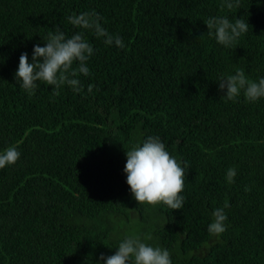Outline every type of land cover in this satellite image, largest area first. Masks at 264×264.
I'll return each instance as SVG.
<instances>
[{
	"label": "trees",
	"instance_id": "obj_1",
	"mask_svg": "<svg viewBox=\"0 0 264 264\" xmlns=\"http://www.w3.org/2000/svg\"><path fill=\"white\" fill-rule=\"evenodd\" d=\"M0 0V264H96L124 237L119 220L141 218L126 183V150L147 136L186 162L183 209L158 204L153 231L172 264H264V99L228 101L221 75L264 76V0ZM97 12L126 47L108 46L69 15ZM249 23L231 47L208 35L210 17ZM59 27L93 45L83 90L29 96L19 57ZM89 86L92 91L89 92ZM234 168V182L226 180ZM225 203L229 206L224 208ZM224 208L227 230L210 236Z\"/></svg>",
	"mask_w": 264,
	"mask_h": 264
},
{
	"label": "clouds",
	"instance_id": "obj_2",
	"mask_svg": "<svg viewBox=\"0 0 264 264\" xmlns=\"http://www.w3.org/2000/svg\"><path fill=\"white\" fill-rule=\"evenodd\" d=\"M238 0H223V5L232 9ZM68 23L77 29L90 30L96 38H103L106 45L125 48L120 36L111 35L102 25L99 13H73L67 17ZM208 35L224 47H231L242 35L246 34L249 23L243 17L231 21L226 16L210 17L205 21ZM43 46H33L31 58L28 52L19 57L15 79L20 90L29 96L35 94L39 84L51 85L53 95L67 86L74 93L83 90L80 76H89L88 61L95 53L93 45L85 38L83 31H77L70 37L59 27L42 37ZM218 87L228 101H236L243 93L246 102L255 103L264 99V76L250 80L242 70L235 74L221 75ZM92 91L91 86L88 89ZM21 153L15 146L0 150V169L14 165ZM126 164L123 169L126 183L138 205H166L171 210L183 209L186 199L182 195L185 187L186 162L172 156L158 136H147L126 150ZM236 170L226 172V180L234 182ZM229 205L225 203L224 208ZM224 208H216L211 213L212 221L207 231L210 236L219 237L227 230L228 219ZM145 239H151L147 237ZM139 235H125L119 242L113 255L101 254L96 264H172L170 251L145 242Z\"/></svg>",
	"mask_w": 264,
	"mask_h": 264
},
{
	"label": "rangeland",
	"instance_id": "obj_3",
	"mask_svg": "<svg viewBox=\"0 0 264 264\" xmlns=\"http://www.w3.org/2000/svg\"><path fill=\"white\" fill-rule=\"evenodd\" d=\"M147 213L145 214L146 220L145 223L141 221V218H135L136 213H132L134 216L133 219L130 221L126 219H120L119 220V227L118 230H121L123 236L125 235H139L142 239H145L147 237H151V239H145L146 243H149L153 246H160L163 248L162 244H160L158 237L154 235L153 231L157 228L158 226V204L153 206V205H147ZM170 254H177L179 256H183L179 253H171Z\"/></svg>",
	"mask_w": 264,
	"mask_h": 264
}]
</instances>
